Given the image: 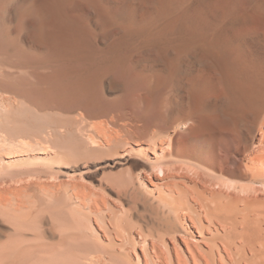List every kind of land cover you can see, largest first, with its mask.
<instances>
[{
  "label": "rangeland",
  "instance_id": "obj_1",
  "mask_svg": "<svg viewBox=\"0 0 264 264\" xmlns=\"http://www.w3.org/2000/svg\"><path fill=\"white\" fill-rule=\"evenodd\" d=\"M30 1L32 2L31 4ZM59 1L60 2H58V0H46L45 2H43V0H0V254H4V256H0V264H42V260L44 261V264H49L53 261L56 264L58 259L63 260H58L59 262H57V264H64L65 262V264H72V261L75 260V258H78L82 261H84L85 259L86 261V257H89L91 254L94 256L93 258H97L96 256L98 255L100 256V258H98L100 261L95 259L96 264L98 263L97 261H99L98 264H103V261H105V264H125V262L127 261L129 263L126 264H133V262L134 264H147L144 263L145 260L148 261L150 258H153L152 260H154L155 257H153V252L156 251V249L157 251L158 249L160 250V252H158L162 253L161 256L166 260V262L170 263V261H172L171 264H177L174 263L176 262V257L174 258V256H176V252L174 249H172V244L175 243L179 251H182L183 255H186L184 247L185 245H182L183 240L180 238L184 236L178 233V229H180V227L184 228L183 226H185V230L187 229L186 231L188 233H191L190 237L192 238L189 239L194 246L198 244V247L201 246L202 249L207 248V246L205 245L207 243L203 242L204 240H201L200 237H198V234L195 233L197 232L195 231L196 229L194 227H191L192 222L190 220V215L194 214V211H199L197 209L200 207L199 204L205 201L204 197L208 198H205L208 203L209 201H212V204L209 203L210 205L224 202L223 204L226 207L228 203H231L230 206H234L231 207L232 209L230 208L231 214L235 216V212L237 213V217L235 216V218L238 219L237 221L239 224L237 230H241L243 226L246 225L247 227L244 226L246 227V230H251L252 232L261 230L259 232L264 239V125L261 123V119L255 121L251 118V120L248 118L250 122L253 121V124L250 122L248 123L246 119L244 120L246 122L245 125H242L244 121L241 122V124L234 126L231 124L219 125L213 117V115H216V113H218L214 112L216 110V106L212 107V105L210 107L213 108L211 109L212 113L214 114L209 113V111L211 112V109H208L209 111L207 113L209 115L211 114L212 116H205L207 119L202 117L199 120L200 128L203 131H207V128V132L209 133V135H211L209 136L210 138L208 139L207 143V153L205 155L202 154V151H200V142L197 141V143H192V145L190 146V150L183 149L185 148V144L183 142L184 140H181L180 138L182 137V135L184 136L188 134V132H185L182 128H179V130H177L175 134L173 133L174 138L172 137L170 142L172 146L169 145L166 147L168 149L163 150L164 152H173L172 156L170 158H160V162L155 164L156 167L154 166L156 169L153 167L155 170L152 171L155 172H157L160 167H165L164 172L169 180L168 185L171 186H166L168 190L167 188L165 189V186L163 187V185L159 187L157 186L158 189H153L150 181H148V179L142 173L144 170L140 168L143 166L142 163L144 164L155 162L154 158L156 157V155L153 156L151 151L148 150V147L153 144L158 136H155L153 139L151 135V129H155L154 126H156L157 124V126L163 124V121L165 120H163L162 117L160 120L159 117L163 115V113L159 112L163 111L165 109V106H168L166 97H169L168 99H170L177 92L173 93V91H175L174 88L168 96L167 93L163 94L162 89L160 88L155 89V91L152 89V93H150V89L152 87L147 88L146 81L149 82V79L155 78L152 75H155V73L161 68V63H159V58L157 59V55L159 57L162 56L160 55L162 54V52L163 54L167 53L169 57L173 55L172 52L169 51V48L172 44H165L169 42L173 43L172 41H169V39H171L170 35L172 33L166 32V34H169H165L166 37L163 34L164 37L162 38L164 40H162V38H160L161 34L158 35L160 36L159 38L157 35H154L152 37L148 35L150 36L148 37L145 31V37H147L145 40V38L143 37L145 35L144 31H141L142 28L139 26L138 20H146V16H150L152 13L151 11L157 7L158 8L156 10H153L152 15L158 11H161V7H164V10L167 9V6H172L170 8L175 9V4H177L180 0H172L173 2L171 0H167V2L164 3L163 1L166 0H160L161 2L157 0L158 3L156 4V0H149V3L147 0H132L134 3L129 0L132 4V9L130 8V15L132 17L129 16V20H131L130 22L127 21L128 19L123 20L124 14L122 11H120L122 10L121 8L118 9L117 7H113L119 4L122 6L124 2H121L125 0H110L112 3V16L108 17L109 11L101 10L104 14H102V12L100 11V20H98L99 18L94 19L98 20L96 22L92 21L91 14L88 9L85 8V11L84 9L80 10L79 8H77L76 10L77 4H81L84 6L83 0H78V3H76L77 0H75L74 2L72 0V3L70 0ZM64 1L66 2L64 3ZM137 1H140L142 9L143 5L145 9L142 10L140 4L137 3ZM181 1L182 2L178 3L179 6L178 4L176 5V9H182V5L185 7L189 4L188 6H186L189 7L194 4V7L196 9L194 7L190 8L195 10L204 8L205 10L199 9V11L201 12L204 11V15L206 13L208 14V12L211 11V14L213 16L209 13L207 16H205L206 20H204L207 22L210 18V20L215 19L216 22L218 21L217 23L222 26L219 27V30L216 28L215 29L216 31L218 30V32H221V34L226 33L225 36L227 40L237 42L243 38V41L241 40L242 43L241 41L237 43L241 44V46L242 44L243 46L245 45L244 47L242 46V49L243 53L250 61L248 62L250 71L259 70L262 67L264 68V39H262L264 38V36L262 35L264 33V28L263 26H258L260 25L259 21L261 22L260 17L257 25L253 23L254 18L257 17V15L261 16L260 11H258L256 7H259V4L260 6L263 5L264 0H227V2L233 9L229 7L230 5L228 3H226L227 5H229V8L227 9V6L225 4V7H223L226 9L222 8L225 11L220 10L221 12H215L213 6L211 4L210 6L208 5L207 2L210 0L197 1H200L204 5L200 3L198 4L197 2H195L196 0L192 1V3L194 2L193 4L191 3V0H188V2L187 0ZM183 1L187 3H184ZM259 1H262V4ZM153 4L157 6L153 7ZM165 4H167L166 7ZM59 5H65L63 6L65 8L70 6V8H72L73 10H70L72 13L69 11L70 8H68V11H64L66 12V14H64V12L60 10V8L62 7H59ZM72 5L74 6V8ZM120 5L118 7H121ZM145 5L151 7H146ZM38 8H40L38 10L39 12L35 11ZM45 8L48 9L46 10ZM113 8L116 10L114 11ZM149 8L152 10L150 11ZM252 8L253 10H251ZM254 9L256 10L255 12ZM43 10H46V12L49 13H46ZM148 10L151 13L148 12ZM81 11H83V14L81 13ZM228 12L230 14L231 12H233L232 14L234 15V18L233 15L231 16ZM235 12L239 16H237ZM42 13H44L45 15ZM52 13H56L57 15H59V19L60 17H65V19L59 20L58 16L56 18ZM70 13L72 14L71 19L75 18V23L73 22V20L69 19L70 17L68 14ZM137 13H140L141 15ZM218 13L221 15H219ZM246 13H250L249 17L250 20H252L250 25H248V21L250 20H248L249 18ZM41 14L43 18L41 17ZM61 14H63V16ZM121 14H123V17L121 16ZM138 15L141 16V18ZM229 15L231 16L232 20L231 18L229 19ZM253 15L256 16L253 17ZM48 16L50 17V19H52L51 16H54V22L48 23L49 21L53 20H48ZM245 16H247L248 18L244 20L246 22L243 21V17ZM106 17H108L109 19L106 20ZM119 17L122 19H120ZM220 17L223 19L220 20ZM66 18L69 20L67 21ZM81 18L84 19V22L80 20ZM110 18H112V20L114 21L112 22ZM131 18H133L134 20L132 21ZM55 19L58 20L56 21ZM63 20H66L64 22L65 24L63 23L64 25L62 24ZM215 20L212 21L213 24L216 23H214ZM219 20L222 22V24L221 22H219ZM40 21L41 23H39ZM46 21L47 23H45ZM55 21L57 23L60 22L59 26H57V23H55ZM70 21H72L74 24H71ZM77 22L80 27L82 26L81 29L83 31L80 30L82 31V33L80 32V34H82L81 36H79L80 28L77 27ZM91 22L93 23V25ZM98 22L99 24H94ZM108 22L112 24L108 25ZM233 22H237L238 26L243 23V27L241 26L242 28L237 29V25ZM52 23L57 26V31H53L51 29L52 27L54 30H56V27H53ZM132 23L136 24V26H134ZM223 23L227 25L223 26ZM38 24H41V26H39ZM50 24L52 26H50ZM101 24L103 27L101 26ZM118 24H122L124 28L122 29V26H118L117 28L113 27H116V25ZM252 24H254V27ZM71 25L74 26V31H71ZM255 25L263 29L259 30L257 29L258 27H255ZM48 26H50V28ZM75 26L76 28H78V31ZM93 26L98 29H94ZM225 26L228 27L227 29H229V32L231 33L227 32L228 30L225 28ZM42 27H48L50 31L52 30L56 33H52L53 37H51L52 34H49V30L46 28L48 32L46 29H44L43 31ZM231 27L232 30L230 29ZM233 27H235L236 29H233ZM116 29L119 31H117ZM252 29L254 30L253 33L252 31L250 32V30ZM255 29H257L258 31ZM64 30H66L67 32L65 33ZM112 30H116L114 31L115 34ZM224 30L225 32H223ZM129 31H132L130 32L132 37L135 35L136 37L132 38ZM216 31L215 34L218 33H216ZM46 32L48 33V35L46 34ZM111 32L112 34H110ZM123 32L125 33L122 34ZM177 32L178 30L174 33ZM235 32L237 33V35ZM69 33L73 38L70 36V39L67 38V34ZM76 33L77 36H75ZM93 33L94 35L96 34V36L92 35ZM100 33H103L104 35L100 36ZM106 33L108 35H106ZM140 33L142 34L141 37H143L144 39L140 38ZM227 33L229 39L227 38ZM256 33L258 34L255 35ZM60 34V40L58 41L62 42V40L65 39L66 43H64L65 40H63L62 42L64 45L58 43V38L55 39L56 41L54 40V38H56V35L59 36ZM63 34L65 36L64 38ZM229 34L232 36H230ZM36 35L39 36L37 37ZM45 35L47 36V38H44ZM89 35L91 36V39H89ZM137 35L138 38L142 40L138 39ZM233 35L238 36V40L236 39L237 41H233V38H236ZM78 36L81 37L82 40L81 38L79 39ZM97 36L98 40L96 39ZM255 36L260 37L261 41L258 40L259 38H255ZM120 37H122L121 41ZM196 37L195 38L200 41L199 35ZM74 38L81 41L83 44L85 43L86 46H84V48H82L83 46L80 48L82 44L79 41H76ZM112 38L113 40H111ZM153 38H158V41ZM254 38L257 39V41L255 40L253 42L252 39ZM47 39H52L51 42H53L54 40V45L50 42V40L48 42ZM126 39L128 40V43H126ZM129 39H132L133 41H130ZM136 39H138L137 42L135 41ZM147 39L150 41H148ZM74 40L78 44L80 49L78 48L76 43H74ZM90 40L94 43H91ZM129 41L132 43V45L131 43L129 44ZM55 42H57V44ZM117 42H120V45ZM153 42L155 43V45ZM49 43H51L52 45H49ZM113 43L119 46V50L121 52L123 50L124 53L121 54V52L119 51V55L117 52L118 47L114 46L115 44ZM89 44L90 46L87 47ZM108 44H111L112 46H109ZM133 44L136 45V47ZM139 44L143 45V47H140L141 45ZM147 44L150 46H148ZM56 45H61L62 47L60 46L57 48ZM74 45L75 47L73 48ZM152 45L155 49H160H157L158 52L160 51L159 54L157 53V51V54L154 53V48V50L150 49L149 52H147V47H152ZM163 45H167L168 51H166V49H163L166 48V46L164 47ZM50 46H54L57 48H55V52L53 50L54 48ZM114 47L117 49H115ZM65 48L69 49L70 52H74L75 50V52L72 53L74 56L72 54H69L67 49ZM72 49L73 51H71ZM247 49L250 51H247ZM164 51H166V53ZM64 52H67L68 54H64ZM77 52L79 54H77ZM125 52H128V56L125 54ZM193 52L196 55V58H192L190 60V63L193 64H191V66L196 67L198 65L197 63L199 62H197V60L199 58L201 59L202 55H207L205 54L206 52L200 49L199 46L195 48ZM249 52L250 55L248 54ZM55 55H57V58L55 57ZM117 55L120 56V58L117 57ZM168 55H165L163 57H168ZM111 56H115V60L116 58H119L116 61L121 65H114L117 62L115 61V63H113L114 57L112 59ZM197 56L200 57L198 58ZM146 57L150 60H148ZM150 57H154V60L151 61L152 59ZM105 58L107 60H105ZM144 59L147 60L145 61ZM119 60L126 61L120 62ZM137 60H142V65L140 61H138L139 63L136 62ZM143 60L144 62L148 61L149 63H143ZM194 60H196V62ZM110 66H112V68L107 69L110 68ZM140 66L143 68L140 69ZM78 70H84V73ZM142 72H145V75L142 74ZM77 73L78 75H83L82 77H84V75L86 74L85 76L87 78H85L84 81H81L80 79L82 77L78 76ZM147 76H149L150 78L147 79ZM88 80L89 86H87L88 84L86 85V82ZM78 82L80 84L82 82L84 83L80 85ZM65 84H68V86ZM78 85H80L79 87H82V89L78 88ZM67 87H69V89ZM61 90L62 92H60ZM66 90H69L70 93ZM72 90H74V92H72ZM64 91H66L67 93H65ZM68 93L71 94L70 96L72 97V99L67 98V95L65 94ZM138 93H140L139 95L143 94L144 96L141 95L140 97H138ZM148 95L151 96L150 98L152 100ZM145 96H147L146 99ZM129 99L132 100H130L131 103L136 102L137 106L135 105V103H129ZM137 100L140 101L138 102ZM147 100L150 102H148ZM21 101L25 102L22 103ZM60 101L64 102L61 103ZM67 101H71L69 102L70 104ZM84 102L89 104L92 108L101 109V107H103L102 111H106V113H103L101 111L99 114H97L98 116L92 114L90 115L81 107V104L83 105ZM170 102L173 101L170 99ZM97 105L101 106L96 107ZM122 105H126L125 108L127 112L125 111V113L128 115L130 113L132 114V111L134 110L135 114H133L135 115V117H133L132 115V119H130L131 115H129V117L128 115L124 116V109H119L124 108ZM130 105L133 108H131ZM142 107H145L147 109ZM159 107L161 108V110ZM142 110H145L146 113ZM119 112L122 116V120L116 117L113 119L112 117L114 115H112V113ZM143 113H145V115ZM140 114H143L144 116L141 117L142 115L140 116ZM123 116L129 119H123ZM154 116H157V119L154 118ZM164 117L165 116H163V118ZM135 118H138L136 121H138V123L141 122V124L135 122ZM208 118L214 120H212V122H209L210 119L208 120ZM125 119H127L128 121L126 122ZM154 119L158 120L157 124V121L155 120V122ZM117 120H120V122H118ZM130 120L132 123L129 122ZM150 121L151 123L153 122V124L155 123L154 125L152 124L154 128H148L151 125L148 124L150 123ZM205 121L209 122L207 124L211 123L212 128H210V130L207 127L209 125H207ZM143 122H145V124H143ZM159 122L161 123L159 124ZM146 123L149 126H147ZM216 125H218L220 128ZM134 126L136 127L134 128ZM237 128L239 130H236ZM140 129L143 130L141 131ZM216 129L221 133V135L223 134L221 138L216 137ZM252 134H254V136ZM250 136L252 137L250 138ZM8 138H10L11 140ZM247 138H249L248 141H246ZM116 139L117 141H120L116 142ZM177 140L180 141L178 142ZM6 141H10V143H7ZM116 143H119V145H115ZM165 144L167 145V142H165ZM165 144L164 147L166 146ZM188 150L190 153L188 152ZM155 151L158 156L162 154L158 146H156ZM140 152L141 154H139ZM180 152L181 154H183L181 155ZM172 157L175 161L172 159ZM133 164L134 166H138L134 167ZM198 181L200 184L198 183ZM156 182L157 185H159V180L155 179V183ZM171 188H173V191L171 190ZM205 188L207 189L205 190ZM169 189L171 192L169 191ZM200 190H202V192ZM159 191H161L162 193ZM163 191L165 192V194ZM205 191L207 192V194ZM159 193H161L165 198L167 197V200L165 198H162L163 196ZM168 194L172 195L170 196ZM173 195L175 197H172ZM202 195L204 196L201 197ZM217 196L218 198L215 200ZM215 201L220 202L216 203ZM223 204L221 205L223 206ZM227 206H229V204ZM190 208L192 209L190 210ZM184 210L187 211L185 212ZM203 223L206 224V221L204 219ZM220 223H216L215 225L218 233L222 234V232H224L222 229H224L223 227H225L226 224L224 225V222ZM221 225L223 227H221ZM172 226H178L177 228L172 229V232L174 230H177L174 232L176 234L174 240L170 239V234L172 232L171 230L169 231V229L174 228ZM226 226H228V224ZM204 235L206 236L208 235V233H206L205 231ZM263 239L262 242H264ZM154 242H156L155 246H157V248L154 245H151V243ZM236 244L239 245L240 243L236 242ZM15 245L18 246L16 250L17 252H14V250L13 252H11L10 250L13 249V246ZM5 249L6 251L8 250V252L10 251L11 254L5 253ZM118 252L124 254L121 255L124 256V263L120 262L119 259H121V256H119L120 254ZM72 253H74V255H72ZM222 253L224 254V252ZM246 253L247 255H249V252H247V250L245 249V254ZM9 254L11 256H9L10 260L7 258L4 259V257H7L6 255ZM147 254L152 255L149 258ZM50 255H57L58 258L55 259V261L50 257L49 260L47 256L49 257ZM78 255L81 257H79ZM92 255L90 257H92ZM111 255H116L119 259L117 257H112ZM163 255L167 258H165ZM74 256L75 258L73 259ZM109 257L111 259H109ZM44 258H47V260ZM67 259L68 261L70 260L71 263L67 262ZM227 262L228 264H230L228 260ZM149 264H151L150 261Z\"/></svg>",
  "mask_w": 264,
  "mask_h": 264
},
{
  "label": "bare ground",
  "instance_id": "obj_2",
  "mask_svg": "<svg viewBox=\"0 0 264 264\" xmlns=\"http://www.w3.org/2000/svg\"><path fill=\"white\" fill-rule=\"evenodd\" d=\"M36 1V0H35ZM41 1V0H40ZM46 1V0H45ZM44 0H43V2H45ZM63 1V0H62ZM71 1V3H72V0H70ZM70 1H69V3H70ZM75 0H73V2H74ZM81 1V0H80ZM119 1V0H118ZM126 1V2H125ZM125 1H122L121 3H123L124 2V4H122V6L121 7H118L119 5H117V6H113V7H117L118 9L119 8H121L122 10H120V11H122L123 12V14H124V17L122 16L123 14H121V16L123 17V20H126V19H128L127 21L128 22H130L131 20H129L130 18H129V16H131L130 15V10L132 9V7H131V3H130V1L129 0H125ZM134 1V0H133ZM132 0H131V2L132 3H134ZM146 1V0H145ZM148 1V3H149V0H147ZM153 1V0H152ZM155 1V0H154ZM159 2H161V1H163V0H158ZM172 1V0H171ZM174 1V0H173ZM172 1V2H173ZM176 1V0H175ZM185 1V0H184ZM183 1V2H184ZM192 1L193 0H191V3H192ZM198 0H196L195 2H197ZM201 1V0H200ZM197 2L198 4L200 3V4H202L201 2ZM203 1H205V0H203ZM202 1V2H203ZM232 1V0H231ZM263 1V0H262ZM262 1H259L261 4H262ZM11 2V1H10ZM38 2V1H37ZM58 2H60L59 0H58ZM66 1H64V3H65ZM113 2V1H112ZM151 2V1H150ZM164 2H167V0L166 1H163V3ZM179 2H182L181 0L179 1ZM178 2V3H179ZM187 2H188V0H187ZM187 2H184V3H187ZM235 2V1H234ZM32 2L30 1V4H31ZM39 3V2H38ZM76 3H78V0L76 1ZM76 3H74V4H76ZM79 3H81V2H79ZM83 3H84V6L83 5H81V4H77L76 5V10H77V8H79L80 10H85V8L86 9H88L89 10V12H90V14H91V19H92V21H98V20H100V15H101V12H102V14H104L103 13V11H101V10H104V11H109L110 13H111V15H110V13L108 12V17H111L112 16V12H111V8H112V3H111V1L110 0H83ZM114 3H115V1H114ZM137 3H139L140 4V1L138 2L137 1ZM142 3H144V2H142ZM153 3V2H152ZM156 3H158L157 2V0H156V2H155V4ZM169 3H171V2H169ZM175 3V2H174ZM177 3V4H178ZM190 3V2H189ZM190 3V4H191ZM194 3V2H193ZM192 3V4H193ZM208 3V5L210 6V4L213 6V8L215 9V12L217 11H222L223 9H228L229 7L230 8H232L231 7V5L227 2V0H210V1H208L207 2ZM206 3V4H207ZM226 3H228L229 5H227ZM231 3V2H230ZM236 3V2H235ZM53 4V3H52ZM73 4V5H74ZM116 4H118V3H116ZM155 4H153V7L155 6H157V5H155ZM161 4V3H160ZM159 4V5H160ZM168 4V3H167ZM167 4H165V7H166V5ZM177 4H175V9L174 8H170V7H172V6H167V9L166 10H164V7H161L162 8V10L161 11H158V12H156L155 14H153L152 15V13H153V10H156L157 8H155V9H153V7H152V9H150V11L152 12H150L149 10H148V12H150L151 13V15L150 16H146V20H144L143 19V16H142V19L143 20H138V23H139V26L142 28H140L141 29V31L143 30L144 31V38H145V40H146V38L147 37H145L146 36V33H147V36L148 35H150L151 37L152 36H154V35H160L161 34V37L160 36H158V38L160 37V38H162V37H164L163 36V34L165 35L166 34V32H169V33H172L171 35H170V37H171V39H169V41H172L173 43H165V44H172L171 46H170V48H169V51L170 52H172V56H171V54H170V52H169V54H170V56L171 57H169V55L166 53V51H168V48H167V45H165L166 46V48H163V49H166V51H164L166 54H163V52H162V54H160V55H162V56H158L157 55V59L159 58V63H161L160 65H161V68L155 73V75H152L153 77H155V78H151V79H149L150 77L149 76H147L146 78L147 79H149V82H147L146 81V86H147V88H149V87H152L151 89H150V93H152L151 92V90L153 89L154 91H155V89H162V93L164 94V93H167L168 94V96H169V94H170V92L174 89L175 91H173V93H175V92H177V93H175L174 95H173V97L172 98H170L173 102H170V99H168L169 97H166L167 98V105L168 106H165V109L163 110V111H160L159 113H163V115H161V114H159V115H161V116H159L160 117V120H161V117H162V119L163 120H165V121H163V124H161V125H159V126H157L158 124V120H156L157 119V116L155 117L154 116V118H156V119H154V121L156 122V126H154L155 127V129H151V127H153L152 126V124H153V122L151 123V121H150V123H146L147 124V126H149L148 128H150L151 129V135H152V137H153V139H154V137L155 136H158L157 137V139H155V141L153 142V144L151 145V146H149L148 148V150L149 151H151V153L153 154V156L154 155H156V157L154 158L155 159V162H153V163H142V167H140L142 170H144L142 173H143V175L148 179V181H150V184H151V186H153V189L154 188H156V189H158V187L159 186H161V185H163V187L166 189L167 187V185L169 184V180H168V177H167V175L165 174V172H164V168L163 167H160L159 169H158V171L157 172H155V171H152V170H155L156 168V166H155V164L156 163H159L160 161V158H165V157H171L172 156V153L173 152H171V151H167V152H164L163 150H165V149H168V148H166L167 146H169V145H171L170 144V142H171V139H172V137H173V133L175 134V132L177 131V130H179V128L181 129H183V131H185V132H188V134H186V135H182V137L180 138L181 140L183 139L184 141V144H185V148H183V149H189L190 150V146L192 145V143H195L196 141L197 142H200V145H201V147H200V151H202V154L203 155H205L206 153H207V143H208V139L210 138L209 136H211V135H209V133L207 132L208 131V129L206 128V130L207 131H203L201 128H200V126H199V120L202 118V117H204V118H206L205 116H207V117H209L211 114H214V113H212V107H215V111L214 112H218V113H216V115H213V117L215 118V121H217V124H219V125H223V124H231V125H239V124H241V122H243L244 120H246L247 119V121H248V123L250 122L249 120H248V118L250 119H253V120H258V119H261V123L264 125V75H262V74H264V68L262 67V68H260L259 70H254V71H250V69H249V63L248 62H250L249 60H248V58H247V56L243 53V49H242V46H243V44H242V46H241V44H238L237 42H240L241 40L243 41V38L240 40V41H237L238 39V36H236L237 35V33H236V35H233V36H235L236 38H233V41L234 40H236L237 42H232L231 40V42L229 41V40H227L226 39V36H225V34H221V32H218V30H219V27H221L222 25H219L217 22H216V20L215 19H213V20H215L214 21V23L215 24H213V20H210V16L208 17L209 18V20L208 21H211V22H206L205 20V16H207L209 13H210V15H212L211 13V11L210 12H208V14L206 13L205 15H204V11H199V9L201 10L202 8H197L198 10H195L196 8L194 7V4L193 5H191V6H189V7H186V6H188V5H186L185 7L182 5V9H176V5ZM226 4V8H224L225 5ZM36 5H38V4H36ZM44 5V4H43ZM69 5H71V4H69ZM72 5V6H73ZM134 5V4H133ZM149 5V4H148ZM158 5V6H159ZM172 5H174V4H172ZM181 5V4H180ZM202 5H204V4H202ZM63 6H65V5H63ZM62 5H59V7H62V8H60V10L61 11H68L67 9L68 8H70V6H68V7H63ZM71 6V7H72ZM75 6V5H74ZM74 6H73V8H74ZM138 6V5H137ZM140 6H141V4H140ZM140 6H139V8H140ZM146 7H151L152 6V4H151V6H147V5H145ZM161 6V5H160ZM178 6H179V4H178ZM197 6V5H196ZM224 6V7H223ZM229 6V7H228ZM232 6H234V5H232ZM256 6V5H255ZM45 7V6H44ZM44 7H43V9H44ZM50 7H51V4H50ZM170 9H169V8ZM190 7H194L195 9H192V8H190ZM199 7V6H198ZM204 7V6H203ZM206 7V6H205ZM131 8V9H130ZM223 8V9H222ZM255 8V7H254ZM35 9V8H34ZM40 8H38L37 10H35V11H37V12H39L38 10H39ZM46 9V8H45ZM48 9V8H47ZM46 9V10H47ZM62 9H64V10H62ZM66 9V10H65ZM114 9V8H113ZM141 9H142V6H141ZM143 9H145L144 8V5H143ZM142 9V10H143ZM160 9V8H159ZM204 9V8H203ZM202 9V10H203ZM208 9V8H207ZM233 9V8H232ZM231 9V10H232ZM256 9L258 10V11H260V14H261V16H258L257 15V17H255L256 15H253V17H255L254 18V24H258V20H259V17H260V20H261V22L259 21V23H260V25H258V26H263V28H264V3H263V5H261L260 6V4H259V7H256ZM41 10H42V8H41ZM46 10H43V11H45L46 12ZM73 11L72 10V8H70L69 9V11ZM87 10V11H88ZM116 9H114V11H115ZM136 10V9H135ZM146 10H147V8H146ZM205 10V9H204ZM251 10H253V8L251 9ZM23 11V10H22ZM70 11V12H71ZM86 11V10H85ZM101 11V12H100ZM113 11V10H112ZM118 11V10H117ZM138 11H140V10H138ZM220 11V12H221ZM223 11H225V10H223ZM229 11V10H228ZM233 11V10H232ZM235 11V10H234ZM256 10L254 9V12H255ZM40 12H42V11H40ZM51 12V11H50ZM62 12V13H63ZM74 12H76V11H74ZM78 12V11H77ZM119 12V11H118ZM118 12H117V15H118ZM133 12V11H132ZM147 12V11H146ZM215 12H214V17H215ZM226 12H227V10H226ZM230 12V11H229ZM228 12V13H229ZM46 13H49V12H46ZM58 13V12H57ZM67 13H69V12H67ZM72 13V12H71ZM68 14L69 15V19L70 20H73V22L75 23V21H74V19L75 18H73V19H71L72 18V14ZM81 13L83 14V11H81ZM80 13V14H81ZM116 13V12H115ZM144 13V12H143ZM143 13H142V15H143ZM233 12H231V16L233 15L232 14ZM259 13V12H258ZM42 14H44V13H42ZM42 14H41V17L43 18V16H42ZM53 14V13H52ZM64 14H66V12H64ZM76 14V13H75ZM81 14V15H82ZM135 14V13H134ZM137 14H139V15H141L140 13H137ZM217 14V13H216ZM219 14V13H218ZM222 14H224V13H222ZM227 14V13H226ZM225 14V15H226ZM235 14H236V12H235ZM247 15H248V18H247V16H245V17H243L244 19H243V21L245 20V19H248V20H250V17H249V14L248 13H246ZM4 15V14H3ZM28 15V14H27ZM35 15H38V14H35ZM34 15V16H35ZM45 15V14H44ZM50 15H51V13H50ZM49 15V16H50ZM56 18H57V16H58V19H59V15H57L56 13L55 14H53ZM62 16H63V14H61ZM67 15V16H68ZM87 15H88V13H87ZM105 15H107V14H105ZM138 15V16H139ZM219 15H221V14H219ZM218 15V16H219ZM229 15V16H230ZM237 15V14H236ZM48 16V17H49ZM54 16H51L52 17V19H50V17L48 18V20L50 19V20H52V21H49L48 23H51V22H54ZM103 16V15H102ZM115 16H116V14H115ZM120 16V15H119ZM213 16V15H212ZM211 16V17H212ZM231 16L229 17V19L231 18ZM237 16H239V15H237ZM236 16V17H237ZM32 17V16H31ZM47 17V16H46ZM81 17V16H80ZM90 17V16H89ZM108 17H106V20H108L109 18ZM132 17V16H131ZM140 18H141V16H139ZM213 17V18H214ZM223 17V16H222ZM240 17H241V15H240ZM253 17H252V19H253ZM27 18V17H26ZM30 18V17H29ZM28 18V19H29ZM38 18V17H37ZM44 18H45V16H44ZM99 18V19H98ZM113 18V17H112ZM112 18H110L111 20H112ZM116 18V17H115ZM120 18V17H119ZM207 18V17H206ZM224 18V17H223ZM223 18H221L220 17V20L221 19H223ZM233 18H234V15H233ZM57 19V20H58ZM62 19H65V17L64 18H61L60 17V19L59 20H62ZM67 19V18H66ZM69 19H67V21L69 20ZM94 19H98V20H94ZM105 19V18H104ZM114 19V18H113ZM118 19V18H117ZM120 19H122V18H120ZM132 19V21L134 20L133 18H131ZM137 19V18H136ZM205 19V20H204ZM229 19H226V20H229ZM255 19H256V21H255ZM12 20V19H11ZM45 20V19H44ZM47 20V21H48ZM56 20V19H55ZM56 20V21H57ZM80 20H84V19H80ZM110 20V21H111ZM219 20V22H221ZM231 20H232V18H231ZM230 20V21H231ZM23 21V20H22ZM33 21V20H32ZM39 21V20H38ZM38 21H37V23H38ZM47 21L45 22V23H47ZM55 21V23H57ZM66 20H63V22H62V24L65 22ZM81 21V22H82ZM114 20H112V22H113ZM126 21V22H127ZM136 21V20H135ZM230 21H228V22H230ZM236 21V20H235ZM251 21L252 20H250V21H248L249 22V24L248 25H250L251 24ZM5 22V21H4ZM31 22V21H30ZM71 22V24L73 23L72 21H70ZM84 22V21H83ZM117 22V21H116ZM116 22H115V24H116ZM122 22V21H121ZM127 22V23H128ZM137 22V21H136ZM242 22V21H241ZM244 22H246V21H244ZM256 22V23H255ZM7 23V22H6ZM28 23V22H27ZM39 23H41V21L39 22ZM59 23L60 22H58L57 23V26H59ZM67 23V22H66ZM73 23V24H74ZM92 23V22H91ZM106 23H107V21H106ZM126 23V24H127ZM138 23H137V25H138ZM224 23H226V22H224ZM223 23V26L224 25H227V24H224ZM233 23H235V22H233ZM232 23V24H233ZM239 23V22H238ZM65 24V23H64ZM63 24V25H64ZM69 24V23H68ZM83 24V23H82ZM94 24H99V22L98 23H94ZM103 24V23H102ZM102 24H101V26H102ZM112 24V23H111ZM109 22H108V25H111ZM133 24V23H132ZM221 24H222V22H221ZM229 24V23H228ZM236 25H237V22L235 23ZM240 24V23H239ZM254 24H252L253 25V27H254ZM39 26H41V24H38ZM47 25V24H46ZM52 25H53V27H56V30H54L52 27H51V29L53 30V31H57L58 29H57V26H55L53 23H52ZM51 24H50V26H52ZM63 25H60V26H63ZM77 27H79L80 29H79V34H80V32L82 33V26L80 27L79 26V24H78V22H77ZM92 25H93V23H92ZM134 26H136V24H133ZM133 25H132V27H133ZM235 25V26H236ZM246 25V24H245ZM255 25V27H258V26H256ZM43 26H44V24H43ZM50 26H48L49 28H50ZM88 26H89V24H88ZM91 26V25H90ZM107 26V25H106ZM118 26H122V29L124 28V26L121 24V25H116V27L115 26H113L114 28H117ZM243 27V23H241V25H237L236 27H237V29L239 28H242ZM48 27H45V28H43L42 27V29H43V31H44V29H48L49 30V28ZM71 27H72V30L71 31H74L73 30V27L74 26H72L71 25ZM70 27V28H71ZM94 27V26H93ZM103 27V26H102ZM109 27V26H108ZM107 27V28H108ZM126 27V26H125ZM228 27H229V25H228ZM228 27H226L225 26V28L227 29ZM39 28V27H38ZM69 28V29H70ZM75 28H76V26H75ZM74 28V29H75ZM89 28V27H88ZM101 28V27H100ZM111 28V27H110ZM113 28V29H114ZM121 28V27H120ZM218 29L217 31H216V29ZM224 28V27H223ZM263 28H257V29H263ZM46 29V30H47ZM68 29V30H69ZM77 29V31H78V28H76ZM90 29V28H89ZM94 29H96L95 27H94ZM98 29V28H97ZM96 29V30H97ZM109 29V28H108ZM112 29V28H111ZM110 29V30H111ZM136 29V28H135ZM138 29V28H137ZM225 29V30H226ZM231 30H232V27L230 28ZM233 29H236L235 27H233ZM254 29V28H253ZM250 30V32L252 31V33H253V31L254 30ZM257 29H255V30H257ZM45 30V31H46ZM48 30H47V32H48ZM51 30V31H52ZM80 30H82V31H80ZM117 30V29H116ZM116 30H112L113 31V33L115 34V32L114 31H116ZM121 30V29H120ZM178 30V32L177 33H174L175 31H177ZM225 30L223 31V32H225ZM228 31L227 32H229V29H227ZM8 31V30H7ZM35 31V30H34ZM37 31V30H36ZM50 30H49V34H54V33H56V32H51ZM65 31V33L67 32L66 30H64ZM93 31V30H92ZM100 31V30H99ZM117 31H119V30H117ZM133 31H134V28H133ZM140 31V32H141ZM142 31V32H143ZM145 31H146V33H145ZM215 31H216V33L217 34H215ZM258 31V30H257ZM256 31V32H257ZM263 31H264V29H263ZM262 31V32H263ZM23 32V31H22ZM46 32V34L48 35V33ZM51 32V33H50ZM88 32H90V31H88ZM97 32V31H96ZM96 32H94V33H96ZM122 32V31H121ZM120 32V33H121ZM130 32H132V31H129V33ZM222 32V33H223ZM233 32V31H232ZM239 32V31H238ZM36 33H39V32H36ZM42 33V32H41ZM78 33V32H77ZM77 33H76V35L75 36H77ZM94 33L92 34V35H94ZM98 33V32H97ZM109 33V32H108ZM125 32H123L122 34H124ZM220 33V34H219ZM229 33H231V32H229ZM247 33V32H246ZM261 33V32H260ZM259 33V34H260ZM22 34V33H21ZM43 34V33H42ZM44 34H45V32H44ZM53 34H52V36L51 37H53ZM59 34V33H58ZM73 34V33H72ZM88 34V33H87ZM90 34V33H89ZM110 34H112V32L110 33ZM118 34V33H117ZM116 34V35H117ZM126 34H127V32H126ZM135 34V33H134ZM258 33H256L255 35H257ZM35 35V34H34ZM68 35V39H70V37H72V35H70V33L69 34H67ZM82 34H80L79 36H81ZM101 35H104L103 33H100V36ZM106 35H108L107 33H106ZM106 35H105V37H106ZM133 35V34H132ZM140 35V38H143V37H141V33L139 34ZM166 35H169L168 33L166 34ZM166 35H165V37H166ZM199 35V39H200V41H198L196 38V36H198ZM230 35V34H229ZM251 35H253V34H251ZM263 36H264V33L262 34ZM37 36V35H36ZM39 36V35H38ZM37 36V37H38ZM46 36V35H45ZM44 36V38H47V36L45 37ZM49 36V37H50ZM58 35H56V38H54V40L55 39H57V41L58 40H60L59 39V37L61 36V34L57 37ZM70 36V37H69ZM78 36V38L80 39L81 37H79ZM86 36V35H85ZM88 36V35H87ZM94 36H96V34L94 35ZM99 36V35H98ZM98 36H97V40H98ZM121 36V35H120ZM130 36H131V33H130ZM129 36V37H130ZM150 36H148V37H150ZM157 36H155V37H157ZM230 36H232V35H230ZM259 36V35H258ZM50 37V38H51ZM65 36H64V34H63V38H64ZM90 37V38H89ZM89 39H91V36L89 35ZM104 37V38H105ZM132 37V36H131ZM130 37V38H131ZM136 37V35L135 36H133L132 38H135ZM168 37V36H167ZM196 37V38H195ZM253 37V36H252ZM251 37V38H252ZM41 38V37H40ZM73 38V37H72ZM103 38V39H104ZM114 38V37H113ZM113 38L111 39V40H113ZM121 39H120V41L122 40V37H120ZM125 38H126V36H125ZM124 38V39H125ZM128 38V37H127ZM137 38H138V35H137ZM140 38H138V39H140ZM143 38V39H144ZM158 38L157 39H155V38H153V39H155L156 41H158ZM227 38H228V33H227ZM239 38H240V36H239ZM255 38H259L258 40L259 41H261V38L260 37H256L255 36ZM252 39L253 40V42L256 40L257 41V39ZM32 39H33V37H32ZM36 39V38H35ZM43 39V38H42ZM53 39V38H52ZM52 39L50 40V39H47L48 40V42H49V40H50V42L52 41ZM75 40H76V38H74ZM100 39V38H99ZM109 39V38H108ZM116 39V38H115ZM138 39H136L135 41L137 42L138 41ZM151 39V38H150ZM229 39V38H228ZM262 39H264V38H262ZM38 40V39H37ZM54 40H53V42H51L52 44L54 43ZM62 40V39H61ZM63 40H65V39H63ZM63 40H62V42H63ZM75 40H74V43H76L75 42ZM81 40H82V38H81ZM94 40V39H93ZM105 40V39H104ZM130 41L132 40V39H129ZM140 40H142V39H140ZM144 40V41H145ZM148 40V39H147ZM162 40H164L163 38H162ZM161 40V41H162ZM166 40H167V38H166ZM56 41V40H55ZM72 41H73V39H72ZM76 41H79V40H76ZM87 41V40H86ZM91 41V40H90ZM118 41V40H117ZM124 41V40H123ZM126 43H128V40L126 39ZM129 41V44L131 43ZM133 41V40H132ZM134 41V42H135ZM148 41H150V40H148ZM154 41V40H153ZM155 41V42H156ZM242 41H241V43H242ZM247 41V40H246ZM61 41H58V43H60L61 45H64L63 43H62ZM82 45L80 46V48L82 47V48H84V46H86V44L84 45L81 41H79ZM84 42V41H83ZM88 42V41H87ZM97 42V41H96ZM103 42V41H102ZM112 42V41H111ZM140 42V41H139ZM147 42V41H146ZM145 42V43H146ZM165 42H167V41H165ZM251 42V41H250ZM39 43V42H38ZM51 43H49V45H52ZM56 44H57V42H55ZM64 43H66V40H65V42ZM91 43H94V42H92L91 41ZM117 43H119V45H120V42H117ZM122 43V42H121ZM144 43V44H145ZM148 43V42H147ZM151 43H152V40H151ZM154 43V42H153ZM244 43V42H243ZM256 43H258V42H256ZM264 43V42H263ZM112 44V43H111ZM110 44V45H111ZM113 44H115V43H113ZM128 44V45H129ZM135 44V43H134ZM133 44V45H134ZM138 44V43H137ZM150 44V43H149ZM156 44H159V43H156ZM162 44H164V43H162ZM246 44V43H245ZM250 44V43H249ZM261 44V43H260ZM54 45V44H53ZM61 45H59V46H57V48L58 47H60ZM76 45L78 46V44L76 43ZM96 45V44H95ZM109 45V44H108ZM109 45V46H110ZM127 45V44H126ZM131 45H132V43H131ZM139 45H141V44H139ZM138 45V46H139ZM148 45V44H147ZM147 45H145V46H147ZM151 45V44H150ZM150 45H148V46H150ZM154 45H155V43H154ZM248 45V44H247ZM39 46V45H38ZM66 46V45H65ZM68 46V45H67ZM90 46V44L87 46V47H89ZM112 46V45H111ZM114 46H116V47H118V50H117V52H118V54L120 55V50H119V46H117L116 44L114 45ZM122 46H124V45H122ZM135 47H136V45H134ZM133 46V47H134ZM145 46H144V48H145ZM164 46V45H163ZM164 46V47H165ZM199 46L200 47V49H202V50H204V52H206L205 54L207 55V56H203L202 55V58L200 59L198 56V60H197V66L196 67H194V66H191V64L192 63H190V60L193 58L194 59V57L196 58V55L194 54V52H193V50L195 49V48H197V47ZM245 46V45H244ZM243 46V47H244ZM249 46V45H248ZM257 46V45H256ZM44 47V46H43ZM48 47V46H47ZM50 47H53L54 49V52H55V48L56 47H54V46H50ZM62 47V46H61ZM71 47H72V45H71ZM75 47V45L73 46V48ZM103 47H104V45H103ZM132 47V46H131ZM140 47H143V45H141ZM156 47V46H155ZM160 47V46H159ZM250 47V46H249ZM249 47H248V49H249ZM251 47H252V44H251ZM253 47H255V46H253ZM56 48V49H57ZM70 48V47H69ZM78 48H79V46H78ZM79 48V49H80ZM101 48H102V46H101ZM113 48V47H112ZM115 48V47H114ZM128 48V47H127ZM139 48V47H138ZM154 47H153V45H152V47H147V49H148V51L147 52H149V50L150 49H153ZM157 48V47H156ZM260 48H262V47H260ZM10 49V48H9ZM46 49V48H45ZM59 49H61V48H59ZM65 49H67V48H65ZM86 49V48H85ZM105 49H107V48H105ZM115 49H117V48H115ZM121 49V48H120ZM130 49V48H129ZM143 49V48H142ZM155 49V48H154ZM153 49V50H154ZM158 50H160L159 48H157ZM157 49H155V51H154V53H156V51H157ZM247 49V51H250V50H248ZM259 49V48H258ZM51 50H52V48H51ZM64 50V49H63ZM84 50V49H83ZM108 50H109V48H108ZM134 50H136V49H134ZM134 50H132V51H134ZM146 50V49H145ZM153 50H151V51H153ZM255 50H257V49H255ZM264 50V49H263ZM67 51H68V53L69 54H72V53H74L75 52V50H74V52H70V50L69 49H67ZM71 51H73V49L71 50ZM101 51V50H100ZM113 51V50H112ZM120 51V52H119ZM127 51V50H126ZM131 51V50H130ZM138 51V50H137ZM254 51V50H253ZM260 51V50H259ZM45 52V51H44ZM90 52V51H89ZM97 52V51H96ZM103 52V51H102ZM116 52V53H117ZM200 52V51H199ZM255 52V51H254ZM253 52V53H254ZM257 52V51H256ZM59 53V52H58ZM67 52H64V54H66ZM67 53V54H68ZM108 53H109V51H108ZM115 53V54H116ZM122 53H124L123 52V50H122V52H121V54ZM128 52H125V54L128 56V54H127ZM136 53V52H135ZM151 53V52H150ZM154 53H152V54H154ZM157 53L159 54L160 53V51L158 52L157 51ZM156 53V54H157ZM201 53V52H200ZM61 54V53H60ZM77 54H79L78 52H77ZM102 54V53H101ZM114 54V55H115ZM131 54V53H130ZM129 54V55H130ZM139 54H140V51H139ZM155 54V55H156ZM247 54V53H246ZM249 55H250V52L248 53ZM247 54V55H248ZM255 54V53H254ZM261 54V53H260ZM73 55V54H72ZM124 55V54H123ZM143 55V54H142ZM165 55H168V57H163V56H165ZM199 55V54H198ZM248 55V56H249ZM61 56V55H60ZM69 56V55H68ZM71 56V55H70ZM74 56V55H73ZM89 56H90V54H89ZM108 56V55H107ZM110 56V55H109ZM116 56V55H115ZM115 56H113L114 57V61H113V63H115V61L117 60V59H119L120 58V56H118L117 55V57H119V58H116V60H115ZM133 56V55H132ZM138 56V55H137ZM152 56V55H151ZM154 56V55H153ZM255 56V55H254ZM253 56V57H254ZM55 57L57 58V55H55ZM80 57V56H79ZM88 57V56H87ZM112 57V56H111ZM113 57H112V59H113ZM260 57H261V55H260ZM78 58V57H77ZM76 58V59H77ZM84 58V57H83ZM127 58V57H126ZM147 58V57H146ZM148 58H149V56H148ZM147 58V59H148ZM151 58V57H150ZM154 57H152L151 59V61H153L154 59H153ZM156 58V57H155ZM52 59V58H51ZM50 59V60H51ZM86 59V58H85ZM111 59V60H112ZM146 59V60H147ZM253 59V58H252ZM53 60V59H52ZM55 60V59H54ZM90 60H92V59H90ZM105 60H107L106 58H105ZM110 60V61H111ZM129 60V59H128ZM145 60V59H144ZM144 60H143V63H149L148 61L147 62H144ZM145 60V61H146ZM148 60H150V59H148ZM61 61V60H60ZM86 61V60H85ZM88 61V60H87ZM109 61V62H110ZM120 62H124V61H126V60H123V61H121V60H119ZM138 61H140V60H137L136 62H138ZM158 61V60H157ZM195 62H196V60H194ZM254 61V60H253ZM57 62V61H56ZM109 62H108V64H109ZM117 62V61H116ZM142 62V60L140 61V63ZM192 62V61H191ZM39 63V62H38ZM67 63V62H66ZM74 63V62H73ZM139 63V62H138ZM152 63V62H151ZM150 63V64H151ZM159 63H158V65H159ZM87 64V63H86ZM123 64V63H122ZM132 64V63H131ZM259 64V63H258ZM91 65V64H90ZM89 65V66H90ZM114 65H121V64H119V62H117L116 64H114ZM124 65V64H123ZM141 65H142V63H141ZM193 65V64H192ZM102 66V65H101ZM105 66V65H104ZM108 66V65H107ZM126 66V65H125ZM135 66V65H134ZM145 66H146V64H145ZM149 67V66H148ZM159 67V66H158ZM112 68V66H110V68H107V69H111ZM117 68H119V67H117ZM125 68V67H124ZM135 68V67H134ZM141 68H143V67H141L140 66V69ZM154 68V67H153ZM87 69V68H86ZM90 69V68H89ZM145 69V68H144ZM155 69V68H154ZM258 69V68H257ZM88 70V69H87ZM106 70V69H105ZM122 70H123V67H122ZM156 70V69H155ZM78 71H82L83 73H84V70H78ZM77 71V72H78ZM108 71V70H107ZM119 71V70H118ZM70 72V71H69ZM72 72H75V71H72ZM86 72V71H85ZM112 72V71H111ZM126 72V71H125ZM152 72V71H151ZM82 73V74H83ZM120 73H121V71H120ZM137 73H139V72H137ZM145 73V72H144ZM143 72H142V74H144ZM104 74V73H103ZM119 74V73H118ZM134 74H135V71H134ZM76 75V74H75ZM77 75H78V73H77ZM86 75V74H85ZM84 75V77H82L81 76V74L80 75H78V76H81L82 78H83V80H82V78L80 79L81 81H84V79L85 78H87L86 76ZM145 75V74H144ZM62 77V76H61ZM75 77H77V76H75ZM143 77V76H142ZM71 78V77H70ZM73 78V77H72ZM146 79V80H147ZM79 80V79H78ZM112 80H115V79H112ZM86 81V80H85ZM80 82V81H79ZM78 82V83H79ZM88 82H89V80L86 82V85L88 84ZM71 83H73V82H71ZM84 82H82L81 84H83ZM152 83V84H151ZM61 84V83H60ZM70 84V83H69ZM75 84H76V82H75ZM80 84V83H79ZM80 84V85H81ZM142 84V83H141ZM151 84V85H150ZM65 85H67L68 86V84H65ZM80 85H78V88H80L79 86ZM85 85V86H86ZM49 86V85H48ZM47 86V87H48ZM76 86V85H75ZM87 86H89V84L87 85ZM52 87V86H51ZM53 88V87H52ZM68 89H69V87H67ZM71 88H72V85H71ZM80 89H82V87L80 88ZM84 89H86V88H84ZM2 91V90H1ZM66 91H68L69 93H70V91L69 90H66ZM66 91H64L65 93H67ZM149 91V90H148ZM59 92V91H58ZM60 92H62V90L60 91ZM63 92V93H64ZM72 92H74V90H72ZM77 92H78V90H77ZM80 92H81V90H80ZM146 92H147V90H146ZM65 94V95H67V98H71L72 99V97L70 96L71 94ZM159 93V92H158ZM53 94V93H52ZM76 94V93H75ZM140 93H138V97H140L141 95H143L144 94V92H143V94H141V95H139ZM146 94H148V93H146ZM145 94V95H146ZM25 95V94H24ZM69 95V96H68ZM144 96V95H143ZM149 96V98L151 97L150 95H148ZM162 96V95H161ZM171 96H172V94H171ZM170 96V97H171ZM135 97V96H134ZM146 97L147 96H145V99H146ZM143 98V97H142ZM178 98V99H177ZM23 99V98H22ZM65 99V98H64ZM75 99V98H74ZM137 99V98H136ZM151 99V98H150ZM149 99V100H150ZM9 100V99H8ZM15 100H17V99H15ZM131 99H129V103H131V101H130ZM152 100V99H151ZM179 100V101H178ZM133 101H136V100H133ZM138 101V100H137ZM140 101V100H139ZM138 101V102H139ZM144 101V100H143ZM143 101H141V102H143ZM148 101V100H147ZM178 101V102H177ZM22 102V101H21ZM23 102H25V101H23ZM22 102V103H23ZM61 102V101H60ZM62 102H64V101H62ZM61 102V103H62ZM68 102V101H67ZM69 102H71V101H69ZM68 102V103H69ZM145 102V101H144ZM148 102H150V101H148ZM17 103V102H16ZM59 103V102H58ZM67 103V104H68ZM96 103V102H95ZM133 103V102H132ZM131 103V104H132ZM135 103V105H136V102H134ZM133 103V104H134ZM158 103V102H157ZM161 103H162V101H161ZM60 104V103H59ZM66 104V105H67ZM70 104V103H69ZM145 104V103H144ZM149 104V103H148ZM104 105H106V104H104ZM134 105V106H135ZM139 105V104H138ZM150 105V104H149ZM155 105V104H154ZM213 105V106H212ZM13 106V105H12ZM99 105H97L96 107H98ZM101 106V105H100ZM99 106V107H100ZM123 106V105H122ZM122 106H120V107H122ZM126 106V105H125ZM125 106H123L124 108H119L120 110L121 109H124V113H125V111H126V108H125ZM131 106V105H130ZM129 106V107H130ZM137 106V105H136ZM148 106V105H147ZM159 106H162V105H159ZM210 106H212V107H210ZM81 107L84 109V111L85 112H87V113H89L90 115L92 114V115H97V114H99L101 111H102V109H103V107H101V109H98V108H92L89 104H87V103H83V105L81 104ZM139 107V106H138ZM150 107V106H149ZM210 107V108H209ZM8 108V107H7ZM77 108V107H76ZM107 108H108V106H107ZM131 108H133L132 106H131ZM142 108H145V107H142ZM160 108V107H159ZM158 108V109H159ZM212 108V109H211ZM145 109H147V108H145ZM208 109H211V112L208 110ZM105 110V109H104ZM157 110V109H156ZM160 110H161V108H160ZM11 111V110H10ZM142 111H145V110H142ZM147 111H149V110H147ZM209 111V113H211L210 115L207 113ZM103 112V111H102ZM105 113H106V111H104ZM103 112V113H104ZM117 112V111H116ZM123 112V111H122ZM121 112V113H122ZM127 112V111H126ZM3 113V112H2ZM123 113V114H124ZM134 113V110L132 111V114L130 113L129 115H131L130 116V119H132V115H133V117H135V113ZM145 113H146V111H145ZM145 113H143L144 115H145ZM157 113V112H156ZM102 114V113H101ZM100 114V115H101ZM108 114H109V111H108ZM122 114V115H123ZM143 114H140V116L141 117H143L144 115ZM99 115V116H100ZM111 115V114H110ZM112 115H114L112 118L114 119L115 117L116 118H118V119H121L122 120V116H121V114H120V112L119 113H112ZM126 115H128V114H126L125 113V115L124 116H126ZM129 115H128V117H129ZM89 116V115H88ZM98 116V115H97ZM123 116V119L124 118H127V117H124ZM163 116H165L164 118H163ZM212 116V115H211ZM158 117V118H159ZM94 118V117H93ZM107 118H108V116H107ZM90 119V118H89ZM105 119V118H104ZM127 119H129V118H127ZM127 119H125L126 120V122L128 121ZM138 119V118H137ZM136 118H135V122H137L138 123V121H136L137 120ZM140 119V118H139ZM207 119V118H206ZM211 120V118H208V120ZM250 119V120H251ZM107 120V119H106ZM159 120V121H160ZM203 120H205V119H203ZM209 120V122H212V120H214V119H212L211 121ZM118 121V120H117ZM124 121V120H123ZM140 121V120H139ZM144 121V120H143ZM202 121V120H201ZM255 121H254V123H255ZM116 122V121H115ZM118 122H120V120L118 121ZM129 122H131V120L129 121ZM145 122H147V121H145ZM145 122H143V124H145ZM208 121L206 122L205 121V123L207 124V123H209ZM105 123V122H104ZM117 123V122H116ZM132 123V122H131ZM140 124H141V122H139ZM138 123V124H139ZM161 122H159V124H160ZM245 121L242 123V125L244 124L245 125ZM250 123H252L253 124V121H251ZM118 124V123H117ZM120 124V123H119ZM124 124V123H123ZM126 124V123H125ZM142 124V125H143ZM155 124V123H154ZM153 124V125H154ZM131 125H134V124H131ZM207 125H209V126H207L208 128H209V130H210V128H212V126H211V123L210 124H207ZM241 125V126H242ZM124 126V125H123ZM122 126V127H123ZM146 126V125H145ZM202 126H203V124H202ZM216 126H218V125H216ZM126 127V126H125ZM129 127V126H128ZM136 126H134V128H135ZM153 127V128H154ZM219 127V126H218ZM237 127V126H236ZM235 127V128H236ZM220 128V127H219ZM233 128V127H232ZM254 128V127H253ZM130 129V128H129ZM131 129H132V127H131ZM141 130V129H140ZM143 130V129H142ZM141 130V131H142ZM233 130H235V129H233ZM236 130H239L238 128L236 129ZM252 130V129H251ZM135 131V130H134ZM137 131V130H136ZM216 131V133H217V135H216V137L217 138H221V136L223 135H221V133L219 132V131H217V129L215 130ZM214 131V132H215ZM253 131V130H252ZM138 132V131H137ZM4 134V133H3ZM160 134H164V135H160ZM177 134V133H176ZM179 134V133H178ZM190 134H194V135H190ZM215 134V133H214ZM213 134V135H214ZM135 135V134H134ZM138 135V134H137ZM227 135V134H226ZM251 135V134H250ZM253 136H254V134H252ZM142 136H143V134H142ZM122 137H126V136H122ZM139 137V136H138ZM233 137H235V136H233ZM252 136H250V138H251ZM134 138V137H133ZM174 138V137H173ZM176 138V137H175ZM5 139V138H4ZM3 139V140H4ZM8 139H10V138H8ZM110 139V138H109ZM179 139V138H178ZM223 139V138H222ZM253 139V138H252ZM264 139V138H263ZM2 140V141H3ZM11 140V139H10ZM174 140V139H173ZM249 140V138H247V140L246 141H248ZM114 141V140H113ZM120 140H118L117 141V139H116V142H119ZM178 141V140H177ZM180 141V140H179ZM178 141V142H179ZM215 141V140H214ZM218 141V140H217ZM7 142V141H6ZM5 142V143H6ZM11 142H13V141H11ZM122 142V141H121ZM120 142V143H121ZM151 142V141H150ZM165 142H167V145L165 144ZM196 142V143H197ZM4 143V144H5ZM7 143H10V141L9 142H7ZM6 143V144H7ZM15 143V142H14ZM101 143V142H100ZM113 143V142H112ZM111 143V144H112ZM248 143V142H247ZM164 144L166 145L165 147H164ZM199 144V143H198ZM114 145V144H113ZM115 145H119V143L117 144H115ZM210 145V144H209ZM121 146V145H120ZM156 146H158V148H159V150H160V152L162 153L161 155H157L156 154V151H155V148H156ZM172 146V145H171ZM197 146V145H196ZM1 147V146H0ZM194 147H195V145H194ZM126 148V147H125ZM170 148H172V147H170ZM119 149V148H118ZM124 149V148H123ZM127 150V149H126ZM157 150V149H156ZM189 150H188V152H189ZM29 151V150H28ZM34 151V150H33ZM146 151V150H145ZM158 151V150H157ZM224 151V150H223ZM13 152V151H12ZM186 152V151H185ZM190 153V152H189ZM193 153V152H192ZM200 153V152H199ZM139 154H141V152L139 153ZM180 154H181V152H180ZM183 154V153H182ZM181 154V155H182ZM209 154V153H208ZM181 155H179V156H181ZM139 156V155H138ZM177 156V155H176ZM201 157V156H200ZM203 157V156H202ZM204 157H206V156H204ZM228 157V156H227ZM49 158V157H48ZM208 158V157H207ZM172 159L174 160V158L172 157ZM135 161V160H134ZM162 161V160H161ZM172 161V160H171ZM175 161V160H174ZM223 161V160H222ZM135 162H137V161H135ZM134 162V163H135ZM138 163V162H137ZM140 164V163H139ZM158 165V164H157ZM133 166H134V164H133ZM136 167L138 166V165H135ZM134 166V167H135ZM141 166V165H140ZM155 166V167H154ZM162 166V165H161ZM155 169H154V168ZM167 167V166H166ZM173 168H174V166H173ZM167 169V168H166ZM151 170V171H150ZM169 170V169H168ZM171 170V169H170ZM152 172H154V173H152ZM159 172V173H158ZM138 174H140V173H138ZM137 174V175H138ZM153 179H154V182H153ZM155 179L156 180H159V185H157V182L155 183ZM207 181V180H206ZM198 183H199V181H198ZM177 184V183H176ZM200 184V183H199ZM187 185V184H186ZM202 185V184H201ZM200 185V186H201ZM158 186V187H157ZM168 187H171V186H169L168 185ZM199 187V186H198ZM205 187V186H204ZM30 188V187H29ZM152 189V190H153ZM173 188H171V190H172ZM201 189V188H200ZM204 189V188H203ZM207 188H205V190H206ZM167 190H168V188H167ZM169 191H170V189H169ZM173 191V190H172ZM176 191V190H175ZM201 192H202V190H200ZM58 192V191H57ZM159 192H161V191H159ZM164 192V191H163ZM171 192V191H170ZM185 192V191H184ZM206 192V191H205ZM215 192V191H214ZM162 193V192H161ZM161 193H159V194H161ZM209 193V192H208ZM159 194H158V196H159ZM164 194H165V192H164ZM203 194V193H202ZM206 194H207V192H206ZM206 194H204V195H206ZM162 195V194H161ZM160 195V196H161ZM168 195H170V194H168ZM172 195V194H171ZM170 195V196H171ZM204 195H202L201 197H203ZM228 195V194H227ZM163 196V195H162ZM199 196V195H198ZM213 196V195H212ZM211 196V197H212ZM12 197V196H11ZM172 197H175L174 195L172 196ZM200 197V196H199ZM224 197V196H223ZM161 198V197H160ZM162 198H165L164 196L162 197ZM167 198V197H166ZM165 198V199H166ZM170 198V197H169ZM205 198H207V197H204V202H202V203H200L199 204V208L197 209V210H199L198 212L197 211H194V214H191L190 215V220H191V222H192V226L191 227H194L195 229V231H197V232H195V233H197L198 234V237H200V239L202 240H204L203 242H206L207 244H205L206 246H207V248H205V249H202L201 248V246L200 247H198V244L196 245V246H194L193 245V243L191 242V238L192 237H190L191 236V233H188L186 230H185V226H183L184 228H182V227H180V229H178L179 231H178V233L179 234H181L182 236H184V237H180L183 241V244L182 245H185L184 247H185V251H186V255H183V253H182V251H179V249H178V247H177V245L175 244V243H173L172 244V246H173V248L172 249H174L175 250V255L176 256H174V258H175V261L176 262H174V263H177V264H228V262H227V260L230 262V264H242V263H245V264H264V242H262V235H261V233L259 232V231H261V230H256V231H249V230H246V225H244V226H246V227H244L243 226V228L241 229V230H237V227H238V219H236L235 218V216H236V212H235V216L233 215V214H231V210H230V208L231 207H234L233 205L232 206H230L231 205V203H228L229 204V206H227L226 205V207L224 206V202L223 203H221L220 201H218V202H220L219 204H213V205H210L209 203H211L212 204V201L210 202L209 201V203L206 201V199ZM215 198V197H214ZM218 198V196L215 198V200ZM127 199V198H126ZM165 199H164V202H165ZM184 199V198H183ZM182 199V200H183ZM208 199V198H207ZM167 200V199H166ZM174 200H175V198H174ZM179 200V199H178ZM192 200V199H191ZM196 200V199H195ZM199 200V199H198ZM231 200V199H230ZM13 201H14V199H13ZM172 201V200H171ZM193 201V200H192ZM202 201H203V199H202ZM167 202V201H166ZM194 202V201H193ZM216 203H218L217 201H215ZM229 202V201H228ZM230 202H233V201H230ZM147 203V202H146ZM195 204H196V202H195ZM221 204H223V206L221 205ZM186 205V204H185ZM1 206V205H0ZM6 206V205H5ZM176 207V206H175ZM173 208H174V206H173ZM137 209V208H136ZM154 209V208H153ZM181 209V208H180ZM192 208H190V210H191ZM232 209V208H231ZM188 210H189V207H188ZM194 210V209H193ZM138 211V210H137ZM185 211V210H184ZM187 211V210H186ZM185 211V212H186ZM135 212V211H134ZM234 212H232V213H234ZM178 214V213H177ZM234 217H233V216ZM178 216V215H177ZM237 217V216H236ZM97 219V218H96ZM203 219L206 221V224L205 223H203ZM98 220V219H97ZM180 220V219H179ZM108 222V221H107ZM190 222V223H191ZM220 222H224L223 224L225 225H227L228 224V226H226L225 225V227H223L222 225H221V227H223L224 229H222L224 232H222V234H220V233H218V231H217V228H216V223L218 224V223H220ZM100 223V222H99ZM172 223V222H171ZM183 223V222H182ZM109 224V223H108ZM159 224V223H158ZM220 224H222V223H220ZM219 224V225H220ZM241 224V223H240ZM244 224V223H243ZM246 224V223H245ZM46 225V224H45ZM48 225V224H47ZM155 225V224H154ZM160 225V224H159ZM173 225H174V223H173ZM110 226V225H109ZM161 226H163V225H161ZM168 226V225H167ZM166 227V226H165ZM172 227H174V226H172ZM178 227V226H177ZM176 226L174 227V228H170L169 229V231L171 230V232H172V229H175V228H177ZM221 227H220V229H221ZM242 227V226H241ZM164 228V227H163ZM190 228V227H189ZM143 229H144V227H143ZM214 231H213V230ZM251 229H253V228H251ZM257 229H259V228H257ZM162 230V229H161ZM167 230V229H166ZM46 231V230H45ZM168 231V230H167ZM175 231H177V230H174L171 234H170V239H172V240H174L175 239ZM205 231H206V233H208V235H204V233H205ZM136 232V231H135ZM155 233V232H154ZM194 233V234H195ZM104 234V233H103ZM168 234V233H167ZM179 234H178V236H179ZM91 235V234H90ZM180 235V236H181ZM189 237H188V236ZM140 236V235H139ZM188 237V238H187ZM126 238V237H125ZM190 238V239H189ZM119 239V238H118ZM141 239V238H140ZM134 240V239H133ZM146 240V239H145ZM201 240H198V241H201ZM264 240V239H263ZM165 241V240H164ZM176 241V240H175ZM196 241V240H195ZM121 242V241H120ZM152 242V241H151ZM173 242V241H172ZM203 242H202V244H203ZM236 242H239L240 244L238 245V244H236ZM155 243L156 242H154V243H151V245H154L155 246ZM19 244V243H18ZM112 244H115V243H112ZM130 244V243H129ZM131 245V244H130ZM165 245V244H164ZM135 246V245H134ZM139 246V245H138ZM166 246V245H165ZM14 247V248H13ZM12 248L13 249H11L10 251L11 252H13V250H14V252H17L16 250H17V245H15V246H13ZM16 247V248H15ZM129 247V246H128ZM156 248H157V246H155ZM167 247H168V245H167ZM166 247V248H167ZM9 248H11V247H9ZM117 248V247H116ZM145 248V247H144ZM59 249V248H58ZM57 249V250H58ZM122 249V248H121ZM152 249V248H151ZM245 249L247 250V252H249L248 254L249 255H247V253L245 254ZM153 250H154V247H153ZM163 250V249H162ZM169 250V249H168ZM10 251L8 252V250L6 251V249H5V253H10ZM61 251V250H60ZM60 251H59V253H60ZM158 251L160 252V250L158 249ZM157 251V249H156V251H151V252H153V254H154V256L153 257H155L154 258V260H152L150 257H151V255H149V254H147V256H149V260L147 261V260H145V262L144 263H147V264H149V261H150V263L151 264H171V262L172 261H170V258H169V261H170V263L169 262H166V260L161 256L162 255V253H159ZM165 251V250H164ZM55 252V251H54ZM63 252V251H62ZM112 252V251H111ZM148 252V251H147ZM222 252H224V254L222 253ZM119 253V252H118ZM170 253V252H169ZM188 253V254H187ZM11 254V253H10ZM10 254L9 255H6L7 257H4V259L5 258H7V259H9L10 260ZM29 254V253H28ZM57 254H58V252H57ZM116 254V253H115ZM120 254V255H119ZM118 255L119 256H121L123 253H119ZM137 254V253H136ZM2 255L4 256V254L2 253ZM1 254H0V256H2ZM72 255H74V253H72ZM92 255V254H91ZM90 255V256H91ZM98 255V254H97ZM101 255V254H100ZM124 255V254H123ZM127 255V254H126ZM171 255V254H170ZM10 256V257H9ZM28 256V255H27ZM79 256V255H78ZM89 256V257H90ZM99 256V255H98ZM98 256H96L97 258H93L94 256L92 255V257H86V261H85V259H84V261H82V260H79L78 258L76 259L75 258V256L73 257V259L75 258V260H73L72 261V264H89V263H91L92 261V263L91 264H93V263H95L96 262V260H99L98 258H100V256L98 257ZM112 257H117L116 255H111ZM128 256V255H127ZM164 256V255H163ZM13 257V256H12ZM30 257V256H29ZM50 257H51V259L53 260H55V259H57L58 258V256L57 255H54V256H47V258L50 260ZM71 257V256H70ZM69 257V258H70ZM79 257H81V256H79ZM123 257L124 256H121L120 258L121 259H119L118 257V259L120 260V262L121 263H124V261H123ZM165 258H167L166 256H164ZM47 258H44V259H46L47 260ZM65 258H67V257H65ZM126 258V257H125ZM129 258V257H128ZM72 259V258H71ZM96 259V260H95ZM109 259H111L110 257H109ZM130 259V258H129ZM172 259V258H171ZM1 260V259H0ZM18 260V259H17ZM59 261L60 260H63V259H58ZM57 260V262H59ZM90 260H91V262H90ZM173 260V259H172ZM3 261V260H2ZM41 261V260H40ZM56 261V260H55ZM100 261V260H99ZM99 261H97L98 263H99ZM136 261V260H135ZM158 263H157V262ZM42 262V264H44L43 262V260L41 261ZM48 262H50V261H48ZM57 262H56V264H57ZM65 262V261H64ZM63 262V263H64ZM67 262H70L71 263V261L69 260L68 261V259H67ZM89 262V263H88ZM46 263V262H45ZM52 263H54V261L52 262ZM52 263H49V264H52ZM61 263V262H60ZM66 263V262H65ZM64 263V264H65ZM97 263V264H98ZM103 264H105V261H103L102 262ZM126 263H129L128 261L127 262H125V264ZM39 264H41V263H39ZM55 264V263H54ZM59 264V263H58ZM96 264V263H95ZM101 264V263H100ZM110 264V263H109ZM133 264H134V262H133ZM140 264V263H139ZM173 264V263H172Z\"/></svg>",
  "mask_w": 264,
  "mask_h": 264
}]
</instances>
